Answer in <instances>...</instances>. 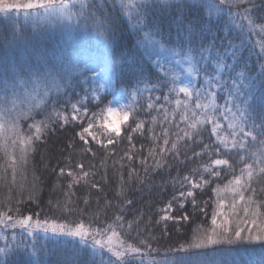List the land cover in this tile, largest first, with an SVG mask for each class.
<instances>
[{
    "label": "snow or ice",
    "instance_id": "obj_1",
    "mask_svg": "<svg viewBox=\"0 0 264 264\" xmlns=\"http://www.w3.org/2000/svg\"><path fill=\"white\" fill-rule=\"evenodd\" d=\"M201 7L207 9L208 18L199 25L191 21L186 23L185 13ZM260 10H264V0H196L195 3L191 0H0V20L11 24L13 39L23 35L21 20L24 26L31 23L34 29L59 22L94 33L106 47H110L117 21L126 18L128 26L143 35L139 42L145 46L150 59L155 56L174 65L165 68L159 59L151 60L157 68L155 74L141 72L133 83L119 89L113 88L111 72L102 67L103 82L94 79L93 83L87 84L83 96L74 103L69 97L65 101L70 104L68 111L58 109L56 105L61 103V97L71 86L75 73L83 75L84 70L79 66L73 65L69 72H65L62 66L47 63L30 68L16 64L4 69L0 76V155L4 164L0 168L4 169L5 176L11 169L13 186L17 172L24 175L29 157L38 146L45 143L50 135L67 130L69 125L73 126L74 134L67 148L73 151L78 139L80 153L94 157L96 150L92 145L95 144L110 156L109 145L119 143L122 136L127 138L130 148L114 161L120 165L115 195L123 203L118 206L111 223L93 228L79 222L72 227L56 217L41 220L39 214L35 217L8 215L12 211L8 207L6 212L0 211V241L3 242L0 257H8L19 250L28 257L26 264H43L38 253L46 251L47 241L54 242L58 237L78 241L77 254L84 251L88 257L85 264H216V261L203 259L207 250L244 245H259L264 250V199L261 198L264 196V107L258 110L256 103L258 90L264 97V17L255 15ZM157 13H172L173 22L178 26V43L165 40L155 25ZM224 14H227L232 27L225 25L223 39H228L232 29H238L240 43L229 39L223 51L216 46L215 38L207 45L197 44V39L202 40L206 31L211 33L213 17ZM254 35L262 39L248 48ZM3 47L7 49L10 44L5 41ZM246 48L257 57V64L251 69L241 58L242 50ZM155 92L161 94L153 97ZM145 93L149 94L146 110L162 113V119L159 120V131L148 128L153 144L147 149V155L138 156L134 155L133 137L137 132L143 134L145 122L135 117L139 111L138 98ZM108 95L112 96L111 100H108ZM124 97L128 102L120 103ZM218 98L223 102L218 103ZM49 101L51 111L45 112ZM170 105H174L171 111ZM92 108L99 111H90ZM39 114H43V119L35 118ZM177 114V131L173 132L171 129ZM114 117L118 119H110ZM151 120L156 124L157 116H152ZM22 121H30L27 131L23 130ZM77 125L79 130H76ZM206 126L210 127L214 138L211 143H205L202 137V133L208 130ZM204 156L208 157V162L197 164V161H203ZM233 157H238L235 163ZM133 161L141 166L143 177L133 166ZM172 161L178 162L175 165L177 175L171 177L174 194L159 209L161 215L155 221L156 224L163 223L164 236L169 234V222L179 225L190 221L189 204L191 215L199 211L207 216L208 201L201 205L198 196L214 180L221 178L222 170L231 172L232 179L223 188L219 184L212 188L216 199L213 201L211 228L195 226L190 238L161 251L153 247L152 241H157V237L151 235V230L140 228L143 213L126 220L125 210L134 205V201L127 198V193L134 181L145 185L156 176H160L163 181L160 187L164 188L168 181L161 174L168 172L170 175L174 166ZM187 162L196 166L181 176L178 165L187 167ZM237 164L242 165L238 170ZM126 166L129 169L127 177L123 174ZM94 168L95 165H90L85 169L82 162H77L73 168L69 154L68 163L56 172L58 177L70 178L63 193L64 201L57 200L53 205L57 211L70 213L75 210L72 207L75 203L72 197L76 196L73 189L82 183L89 189L83 196L85 206L90 205L91 190L96 193L104 191L99 181L90 179L96 176ZM103 179L108 182L106 174ZM20 187L23 189V184ZM224 192L231 194L227 212L222 196ZM111 207L112 201L105 197L101 210ZM16 211L19 212V208ZM174 211L181 214L173 215ZM218 217L221 218L219 223ZM230 217L238 221L235 227L231 226ZM134 228L137 236L143 231H148L149 236L141 238L138 244L130 242L127 236ZM16 229L23 233L20 239L15 231L10 236L5 235ZM28 238H31V243ZM157 256L163 258L158 260ZM0 264L8 262L4 260ZM64 264L77 262L66 260ZM261 264H264V257Z\"/></svg>",
    "mask_w": 264,
    "mask_h": 264
},
{
    "label": "trees",
    "instance_id": "obj_2",
    "mask_svg": "<svg viewBox=\"0 0 264 264\" xmlns=\"http://www.w3.org/2000/svg\"><path fill=\"white\" fill-rule=\"evenodd\" d=\"M195 3L194 1H191ZM187 21H191L194 25H199L203 19L208 18L207 9L199 8L193 12L185 13ZM256 16L264 17V10L256 11ZM213 26L211 33L205 32L203 39H197L196 43L209 44L213 38H215L216 46L223 51L228 40H232L234 43L239 44L238 29H232L228 33V39L225 37V25L227 24L231 28V24L228 21L227 14L222 17H213ZM23 35L17 39H13L11 36L12 26L9 22L0 20V76L3 71L9 65L15 66L19 64L26 68H30L34 65L40 64H56L58 67H63L65 72L71 71L73 65L79 66L83 69V75L75 73V78L71 80V86H69L64 95L61 97V103L57 104L58 109L65 111L70 110V104L65 103L71 98V102H75L80 99L84 94V89L87 84L93 83L95 79L97 82L103 76L101 72L102 67H107L112 74L113 88L119 89L133 83L136 77L141 73H153L157 71L156 65L152 64L151 60L159 59L160 63L164 64L165 68H172L174 65H169L163 58L148 56L145 50V46L139 41L143 39L141 33L133 31L127 23V19L123 18L117 21V27L112 37L110 47H106L94 33L85 31L80 28L72 27L75 31L74 35H67L61 32L60 23H56L54 26H48L47 24L33 28L31 23L24 26L23 21L20 22ZM155 25L158 27L165 40L178 43L177 29L178 26L172 19V13H157L155 18ZM148 29H145L147 31ZM247 40L248 37L245 36ZM259 35L251 37L252 43L248 45V48L252 47V44L261 40ZM5 41L10 44V47L5 49L3 47ZM248 48L242 50L241 58L249 65V68H253L257 64V57L255 53L249 52ZM259 49L257 48L256 51ZM231 62V61H229ZM94 71H89L88 69ZM258 70V69H257ZM179 71V69H177ZM87 78V79H86ZM199 86V84L197 85ZM162 91H167L163 89ZM79 93V95H77ZM160 92L153 93L160 95ZM148 93H145L143 97L138 98L139 111L135 117L138 121H144L145 127L143 134L137 132L134 134L133 143L135 144L134 155L146 156L147 149L152 146L153 141L149 138L148 128L153 127L156 131L160 130L159 120L162 119V113H157L153 110H146L148 103ZM108 100L112 99L111 95H108ZM181 99L183 96L181 94ZM128 98H121L120 103H127ZM222 99L218 98V103H222ZM107 103V101L105 102ZM159 103V102H158ZM257 109L264 107V97L261 96L259 90L257 91ZM103 107V105L101 106ZM174 108V105L169 106V110ZM51 111V101L48 102V107L45 112ZM90 111H99V109L92 108ZM157 116V123L153 124L151 117ZM37 120L43 119V114H39L35 117ZM171 119V116H169ZM179 121V114L176 115V121L172 126V131L175 132V122ZM22 128L27 131V125L30 121H22ZM86 123V122H85ZM129 123H133L129 121ZM124 125L122 124L121 127ZM134 126V123H133ZM184 127V125H181ZM202 133V137L205 143H211L214 138L211 137L210 127ZM76 130H79V126H76ZM103 131V129H101ZM73 126H67V130L58 131L55 135H50L47 141L38 146L36 152L32 153L29 157L28 164L24 170V175L21 176L18 171L16 174L15 186L12 183L11 169L7 170L5 176L4 169L0 168V211H7L8 207L12 208L8 215L14 216H27L32 215L35 217L39 214V218L43 220L45 217H56L60 222H66L70 226L74 227L76 223L84 222L85 225H91L95 227H104L107 223H111L114 216L117 213L118 206L123 203L120 198L116 197V187L119 183L118 170L119 164H115L114 161L119 160L128 151L130 145L127 138L122 136L120 142L115 145H109V150L112 155H108L103 148L93 144L92 147L96 150V155L93 157L89 154H82L79 152V140L75 141L77 147L75 151L68 149L67 144L73 137ZM182 135V133H181ZM175 137H172L174 139ZM143 145V148L141 147ZM202 147V145L200 146ZM199 150V148H197ZM71 153V163L73 168L77 162H82L85 165V169H88L90 165H95L92 169L96 172L95 177L90 179L99 181L104 191L96 193L92 191L90 205L85 206L83 204V196L88 194L89 189L83 183L73 189L76 192V196L72 197L75 202L72 207L75 209L70 213H62L57 211L53 205L57 200L64 201V191L67 190V183L70 178L67 176L58 177L56 172L59 167L65 166L68 163L69 154ZM191 153L189 152V155ZM18 156L19 153L17 152ZM183 158V149H182ZM213 158H216L213 155ZM238 157H233V163ZM201 162H208V157L204 156L203 161H197V164ZM124 163L127 165L125 158ZM173 167L169 175L168 172H164L161 175L164 180L168 181L164 188L160 187L163 183L160 176H156L155 180H149L145 185H139L137 182L129 187L127 198L134 201L133 206H129L125 210L126 220L133 219L134 216H138L143 213V220L140 224V228L147 227L151 230V235L157 237V241H152L153 247H158L161 251L169 246H174L184 240L188 239L192 235L193 228L195 226H203L211 228V216L213 211V201L216 199L213 196L212 188L217 184L221 188L232 179V173H225L222 170L221 178H217L211 185L200 193L198 199L203 205V201H208L206 208L207 216L197 211L195 215L192 214L191 205L187 207V212L191 216L188 223L181 222L177 225L169 222L168 235L164 236L163 223L156 224L155 221L161 215L159 209L163 208L165 204L171 199L173 192V186L171 183V177L177 175L178 164L176 161H172ZM188 166L179 164L180 175H184L191 171L192 167L196 165L191 162H187ZM4 164V159L0 155V165ZM133 166L140 170V176L143 177L144 173L141 166L133 161ZM237 170L242 165H236ZM55 169V171H54ZM128 167L123 169L125 177L128 175ZM78 171V170H77ZM107 175L108 182L105 183L103 177ZM238 174V171H237ZM38 178V179H36ZM36 184L35 189L33 184ZM23 184V189L20 185ZM178 187V186H177ZM151 189V190H150ZM31 196V198H30ZM223 199L226 202L225 211H228L227 204L231 202V194L228 192L222 193ZM97 197H99V204H97ZM105 197L112 201L113 207L106 211L101 210L104 206ZM264 199V196L261 197ZM21 201V203H17ZM49 201L52 203L50 204ZM19 208V212L16 209ZM99 216L97 217V212ZM179 212H173V215H180ZM242 215V213H241ZM218 217V223L220 222ZM232 223L231 226L235 227L238 222L235 217H230ZM151 220V223L149 222ZM179 229V230H178ZM15 231L17 238L20 239L23 233L19 229L9 230L5 235L10 236ZM42 237V234H39ZM149 236L148 231H143L137 236V230L134 228L132 232L127 236V239L135 244L139 243V240L143 237ZM28 242L31 243V238H28ZM0 247H3V242L0 241ZM39 247V245H37ZM78 241H73L68 237H58L55 241L46 242V251L38 253V258L43 261V264H64L67 261H76L77 264H85L88 259L86 253L81 251L77 254ZM90 251V250H89ZM262 257H264V250L259 245H244L236 246L231 249L228 246H222V248L213 251L207 250L203 259L216 261V264H261ZM162 256H157L156 259H162ZM28 257L23 255L22 251H17L15 254H10L8 257H0V261L7 260L8 264H26Z\"/></svg>",
    "mask_w": 264,
    "mask_h": 264
},
{
    "label": "rangeland",
    "instance_id": "obj_3",
    "mask_svg": "<svg viewBox=\"0 0 264 264\" xmlns=\"http://www.w3.org/2000/svg\"><path fill=\"white\" fill-rule=\"evenodd\" d=\"M191 1H194V2H196V0H191ZM60 25H61V32L62 33H65V34H67V35H74L75 34V31H74V29L72 28V27H68L66 24H61L60 23ZM98 82L99 83H102L103 82V79H99L98 80ZM185 82H186V80H185ZM110 119H113V120H117L118 119V117H114V118H110ZM122 125V124H121ZM75 227V226H74Z\"/></svg>",
    "mask_w": 264,
    "mask_h": 264
}]
</instances>
